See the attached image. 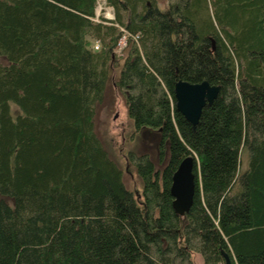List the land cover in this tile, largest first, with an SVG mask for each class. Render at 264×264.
Masks as SVG:
<instances>
[{"label":"trees","instance_id":"16d2710c","mask_svg":"<svg viewBox=\"0 0 264 264\" xmlns=\"http://www.w3.org/2000/svg\"><path fill=\"white\" fill-rule=\"evenodd\" d=\"M106 2L113 18L97 0H0V264H264V0ZM121 28L138 37L118 57ZM119 59L135 133L158 134L157 160L127 153L140 192L94 129ZM179 79L220 86L195 126ZM189 154L181 216L170 187Z\"/></svg>","mask_w":264,"mask_h":264},{"label":"rangeland","instance_id":"374dc122","mask_svg":"<svg viewBox=\"0 0 264 264\" xmlns=\"http://www.w3.org/2000/svg\"><path fill=\"white\" fill-rule=\"evenodd\" d=\"M158 2L163 6L166 0H158ZM96 13L99 16L110 17L112 11L106 7V4L102 0H97ZM123 54L125 53L123 52ZM0 62L8 63L3 55H0ZM117 62L115 67L110 71L101 99L96 102L94 129L110 157L122 169L125 185L133 191L140 192L141 180L134 165L128 161L127 153L129 150L137 153L148 152L157 160L156 144L158 134L153 130L147 129L135 133L133 121L128 116L125 99L114 84V79L117 76L122 59L117 60ZM11 110L13 114L19 112L15 104H11ZM242 159L243 163H245V155H243ZM1 199H5L10 204L13 202L11 197L3 194H0ZM191 258L193 264H203V259L198 252H193Z\"/></svg>","mask_w":264,"mask_h":264},{"label":"water","instance_id":"95a60500","mask_svg":"<svg viewBox=\"0 0 264 264\" xmlns=\"http://www.w3.org/2000/svg\"><path fill=\"white\" fill-rule=\"evenodd\" d=\"M220 90L218 84L208 80L191 82L179 79L174 85L176 109L181 112L193 126L199 120L202 109L217 97ZM195 159L193 155L185 156L172 175L170 192L173 196L172 206L178 215H184L191 207L195 193ZM226 264H231L230 258L225 255Z\"/></svg>","mask_w":264,"mask_h":264},{"label":"built area","instance_id":"2783aa9c","mask_svg":"<svg viewBox=\"0 0 264 264\" xmlns=\"http://www.w3.org/2000/svg\"><path fill=\"white\" fill-rule=\"evenodd\" d=\"M104 4H106V7L110 9V11H112V13L110 14V17H107L106 18H113L114 17V12H113V7L111 5H109L106 0H102ZM97 16H99L97 13H96ZM122 30V35L120 36V38L118 39L115 47H114V52L117 54V55H122L123 54V51H124V48L126 47L127 45V41H128V38H132V39H137V35L136 34H130L127 30H125L124 28H121ZM92 46L94 49H99L100 48V43L98 40H93L92 41Z\"/></svg>","mask_w":264,"mask_h":264}]
</instances>
